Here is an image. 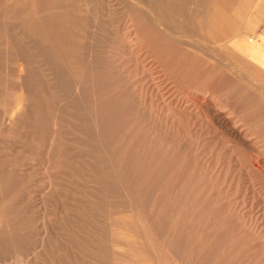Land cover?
Wrapping results in <instances>:
<instances>
[{
	"label": "rangeland",
	"instance_id": "rangeland-1",
	"mask_svg": "<svg viewBox=\"0 0 264 264\" xmlns=\"http://www.w3.org/2000/svg\"><path fill=\"white\" fill-rule=\"evenodd\" d=\"M237 1L0 0V264L19 219L32 252L81 206L99 264H264V60Z\"/></svg>",
	"mask_w": 264,
	"mask_h": 264
},
{
	"label": "bare ground",
	"instance_id": "bare-ground-1",
	"mask_svg": "<svg viewBox=\"0 0 264 264\" xmlns=\"http://www.w3.org/2000/svg\"><path fill=\"white\" fill-rule=\"evenodd\" d=\"M161 1V0H159ZM164 2H176V0H163ZM138 4L140 6H142V2L141 0H138ZM167 4V3H166ZM158 9V8H157ZM176 8H172V10L174 11ZM159 10V9H158ZM157 10V14L156 16L159 17V15L161 13H159V11ZM171 10V11H172ZM172 11V12H173ZM162 15V14H161ZM157 27L161 26V23H159L158 21H156ZM163 28V27H162ZM21 66V65H20ZM20 69V68H19ZM18 69V71H20ZM20 76V75H19ZM201 98V97H200ZM225 122V121H224ZM224 124V123H223ZM21 172V171H20ZM25 173V172H24ZM60 173V172H59ZM57 176V175H56ZM59 176V175H58ZM65 178V177H63ZM54 179V177H53ZM73 180V179H72ZM55 181H57V179H55ZM59 181V180H58ZM52 182V181H51ZM63 182V181H62ZM68 181L66 180V183ZM73 182V181H72ZM54 183V182H53ZM64 183V182H63ZM52 184V183H51ZM59 184V183H58ZM70 184V183H69ZM66 185V184H65ZM23 186V185H22ZM69 186V185H68ZM72 186V185H71ZM77 186V185H76ZM75 186V187H76ZM67 187V186H66ZM24 188V187H23ZM79 188V187H78ZM62 189V188H61ZM65 189V188H64ZM68 189V188H67ZM69 190V189H68ZM74 190V187H73ZM72 190V191H73ZM47 191V190H46ZM67 191V190H66ZM70 191V190H69ZM83 190H81L82 192ZM49 192V191H48ZM76 192H78L76 190ZM94 192V191H93ZM44 193V192H43ZM69 193V192H68ZM23 194V193H20ZM47 194V193H46ZM50 194V193H49ZM63 194V193H62ZM65 194V193H64ZM63 194V195H64ZM85 194V193H84ZM58 195V194H57ZM67 195V194H66ZM75 195L77 196V194L75 193ZM91 195V194H90ZM42 195L40 194L39 197H41ZM44 196V195H43ZM49 196V195H48ZM51 196H53V194H51ZM89 196V195H88ZM24 197H25V193H24ZM56 197V196H55ZM60 197V196H59ZM78 197V196H77ZM45 198V197H44ZM53 198V197H52ZM67 198V197H66ZM82 198V197H81ZM85 198V197H84ZM22 199V198H21ZM49 199V198H48ZM47 199V200H48ZM59 199V198H58ZM61 199V197H60ZM91 199V198H88ZM53 199H51L52 201ZM82 200V199H81ZM24 201V200H22ZM44 201V200H43ZM46 201V200H45ZM44 201V202H45ZM68 201V200H67ZM76 201V200H75ZM80 201V200H79ZM84 201V200H83ZM82 201V202H83ZM88 201V200H86ZM92 201V200H91ZM21 202V201H20ZM31 202V201H30ZM29 202V203H30ZM57 202V201H56ZM66 202V200H65ZM72 202V201H71ZM22 203H26V202H22ZM32 203V202H31ZM30 203V204H31ZM54 203V200L52 202V204ZM87 203H91L90 201ZM35 204V203H34ZM33 204V206H34ZM64 204V203H63ZM69 204V203H68ZM75 204V203H74ZM78 204V202H77ZM95 204V203H94ZM32 205V204H31ZM48 205V203H47ZM50 205V204H49ZM54 205H56V203H54ZM52 205V207L54 206ZM59 205V204H58ZM85 205V204H84ZM88 205V204H87ZM21 206V205H20ZM26 206V205H25ZM66 206V205H65ZM90 206L92 207V204H90ZM51 207V206H50ZM60 207V206H59ZM64 207V205H63ZM62 207V208H63ZM88 207V206H87ZM86 207V208H87ZM23 207L20 208V210ZM46 208V207H45ZM71 209V207H69ZM75 208V207H74ZM77 208V207H76ZM79 208V207H78ZM48 209V208H47ZM46 209V210H47ZM52 209V208H51ZM80 209V208H79ZM88 209V208H87ZM91 209V208H90ZM69 210V209H68ZM86 209H84V206H81V210H78L79 213L74 214L72 217L69 218V222L70 220H73L75 223H77L78 227L73 229L71 228L72 226H70L67 230V228L64 226L67 223V220L65 222V224H61L63 225L66 230H60L61 233L59 234V236H57V234L55 235L53 232V228H51V225L49 226V224H45L46 222H42L41 224V230L40 232V239L39 242L37 243V245L33 248L32 252H29V250L27 249V245H26V241L24 238L25 232H24V224H23V219H19L17 222V237H16V249H17V261L16 264H30L28 263V261L31 260V258H33V260L35 259V257H37L35 254H39V258H41V264H99L98 263V257L97 255H94V248L97 246V242H98V238L99 235L101 234L100 231H98L96 229V221H95V212L91 213L88 211H84ZM51 211V210H48ZM58 212V210H55ZM65 211V210H64ZM91 211V210H90ZM42 212V211H41ZM40 212V213H41ZM52 212V211H51ZM56 212V214H57ZM62 212V211H61ZM71 212V211H70ZM49 212H47L48 214ZM54 213V211L52 212ZM64 213V212H62ZM73 213V212H72ZM22 216V212L19 213ZM51 214V213H50ZM55 214V213H54ZM52 215V214H51ZM63 215V214H62ZM66 215V214H65ZM69 215V214H68ZM72 215V214H71ZM57 216V215H56ZM61 216V215H60ZM129 216V215H128ZM64 217V216H63ZM125 217V216H124ZM51 218V217H50ZM65 218V217H64ZM111 218L114 219V221L109 224V230H108V234L112 237L111 240L109 241L108 244L105 243V245L109 248H111V252L114 253L115 255H117L119 258L126 256L127 258H133V252L132 250L128 251L125 250L124 246H128L130 244H137V245H142V242H139L136 238H133V235H129L125 232H123L124 230H118V228H116L114 226V223H118V224H123V223H132L134 222L132 219H129L126 217V219H121L116 218L114 216H111ZM110 218V219H111ZM49 219V218H47ZM54 219V218H53ZM56 219V218H55ZM68 219V218H67ZM61 220V219H59ZM58 220V221H59ZM63 220V219H62ZM42 221V220H41ZM46 221V220H45ZM48 221V220H47ZM54 222V221H53ZM62 222V221H60ZM73 222V223H74ZM146 222V221H145ZM48 223V222H47ZM137 223L139 224L140 222L137 221ZM52 224V223H51ZM70 224V223H69ZM68 224V225H69ZM56 225V224H55ZM72 225V224H71ZM62 226V228H64ZM111 226H114L115 229L111 230ZM142 226V225H141ZM55 228V227H54ZM143 228V226H142ZM60 229V228H59ZM135 229L138 231L139 227L135 226ZM150 229V228H149ZM58 231V230H57ZM56 231V232H57ZM152 232V231H151ZM53 233L54 236H51V234ZM153 234V233H152ZM106 237V236H105ZM102 238V237H101ZM58 239V240H57ZM104 239V238H103ZM100 241V240H99ZM103 241V240H102ZM114 241V242H113ZM151 240L149 239L147 242H150ZM157 241V240H156ZM155 241V242H156ZM124 242L126 244H124ZM101 244V242H99ZM158 243V242H156ZM160 244V243H159ZM146 246V245H145ZM24 251H27V254H25ZM96 251V250H95ZM98 251V250H97ZM30 254H29V253ZM103 252V251H102ZM96 254V253H95ZM103 254V253H102ZM106 254V253H105ZM138 254V253H137ZM30 255V260L28 259V256ZM104 255V254H103ZM100 256V255H99ZM106 256V255H105ZM139 257V255H138ZM142 260V258H141ZM38 261V260H37ZM156 261V260H155ZM15 262V261H14ZM35 262V261H34ZM172 262V260L170 261ZM33 263V262H31ZM38 263V262H37ZM154 263V262H153ZM36 264V263H34ZM119 264H126L123 262H120ZM173 264V263H172ZM175 264V263H174Z\"/></svg>",
	"mask_w": 264,
	"mask_h": 264
},
{
	"label": "crops",
	"instance_id": "crops-1",
	"mask_svg": "<svg viewBox=\"0 0 264 264\" xmlns=\"http://www.w3.org/2000/svg\"><path fill=\"white\" fill-rule=\"evenodd\" d=\"M262 9L261 13H258L256 15V17L249 21L246 18L242 20L244 14L246 12H251L253 10H258ZM235 21L237 22L236 24H238V27H240V30H238V34L235 37H240V36H247L250 39L254 40V44H255V49L256 51L261 50L262 53L259 54L261 60H264V34H257L255 33V26L258 23V21H264V3L262 0H253V1H244V0H239L236 3L235 8L233 9L232 12ZM264 33V32H263ZM234 38H232L230 40L233 41ZM248 58H250L248 56ZM257 63V62H255ZM258 64V63H257ZM260 65V64H258ZM261 66V65H260Z\"/></svg>",
	"mask_w": 264,
	"mask_h": 264
}]
</instances>
